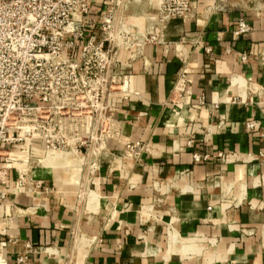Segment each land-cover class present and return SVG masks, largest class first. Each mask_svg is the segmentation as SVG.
<instances>
[{
  "label": "crops",
  "instance_id": "obj_1",
  "mask_svg": "<svg viewBox=\"0 0 264 264\" xmlns=\"http://www.w3.org/2000/svg\"><path fill=\"white\" fill-rule=\"evenodd\" d=\"M158 1L90 4L88 20L114 17L131 82L120 137L95 172L49 167L35 143L29 190L1 162L5 264H264V0H189L151 40Z\"/></svg>",
  "mask_w": 264,
  "mask_h": 264
},
{
  "label": "built area",
  "instance_id": "obj_2",
  "mask_svg": "<svg viewBox=\"0 0 264 264\" xmlns=\"http://www.w3.org/2000/svg\"><path fill=\"white\" fill-rule=\"evenodd\" d=\"M94 1L0 0V207L9 180L2 161L16 170L17 185L29 190L40 162L31 154L35 143L44 154L81 156V165L95 172L107 142L119 140L112 102L116 95H127L131 82L115 72L119 46L111 12L100 21L86 17ZM192 5L159 0L148 38L155 40L172 18L190 14ZM247 29L240 22L239 31ZM255 125L244 122L248 130ZM259 132L264 137V123ZM125 146L136 158L146 149L141 142ZM16 153L26 157L15 159ZM259 155L264 157V151ZM2 222L0 215V236L5 234ZM0 264H5L2 241Z\"/></svg>",
  "mask_w": 264,
  "mask_h": 264
},
{
  "label": "bare ground",
  "instance_id": "obj_3",
  "mask_svg": "<svg viewBox=\"0 0 264 264\" xmlns=\"http://www.w3.org/2000/svg\"><path fill=\"white\" fill-rule=\"evenodd\" d=\"M46 155V154H45ZM72 156V155H70ZM13 158L18 159V158H25V154H21V153H16L12 155ZM44 160L46 161V163L48 162L49 167L52 166V168H65V169H69L72 166H80V164L82 163L79 162L77 163L76 161L74 162L73 160H71L70 157H68V153H48L47 156L44 158ZM82 160V159H81ZM59 162V163H57ZM56 164H61L60 166H57Z\"/></svg>",
  "mask_w": 264,
  "mask_h": 264
},
{
  "label": "rangeland",
  "instance_id": "obj_4",
  "mask_svg": "<svg viewBox=\"0 0 264 264\" xmlns=\"http://www.w3.org/2000/svg\"><path fill=\"white\" fill-rule=\"evenodd\" d=\"M134 24V21L129 22V26H132Z\"/></svg>",
  "mask_w": 264,
  "mask_h": 264
}]
</instances>
